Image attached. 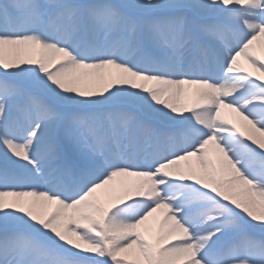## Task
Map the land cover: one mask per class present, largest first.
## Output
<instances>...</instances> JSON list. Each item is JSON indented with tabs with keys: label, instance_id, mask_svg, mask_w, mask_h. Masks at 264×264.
I'll return each instance as SVG.
<instances>
[{
	"label": "snow or ice",
	"instance_id": "6c2138e0",
	"mask_svg": "<svg viewBox=\"0 0 264 264\" xmlns=\"http://www.w3.org/2000/svg\"><path fill=\"white\" fill-rule=\"evenodd\" d=\"M264 0H0V264H264Z\"/></svg>",
	"mask_w": 264,
	"mask_h": 264
},
{
	"label": "bare ground",
	"instance_id": "6f19581e",
	"mask_svg": "<svg viewBox=\"0 0 264 264\" xmlns=\"http://www.w3.org/2000/svg\"><path fill=\"white\" fill-rule=\"evenodd\" d=\"M257 52L259 55L264 57V45L260 44L259 42L257 44Z\"/></svg>",
	"mask_w": 264,
	"mask_h": 264
}]
</instances>
